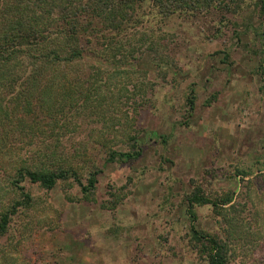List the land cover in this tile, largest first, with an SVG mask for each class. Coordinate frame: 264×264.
I'll use <instances>...</instances> for the list:
<instances>
[{
	"label": "rangeland",
	"instance_id": "374dc122",
	"mask_svg": "<svg viewBox=\"0 0 264 264\" xmlns=\"http://www.w3.org/2000/svg\"><path fill=\"white\" fill-rule=\"evenodd\" d=\"M235 1L236 14L175 15L154 26L170 66L145 55L120 65L102 89L104 114L85 117L71 140L87 141L85 158L102 168L91 200L72 178L51 190L26 181L34 205L0 235V263L202 264L185 203L193 182L207 193L250 194L263 211L253 226L261 246L250 242L245 258L253 264L264 256V12L259 0ZM128 130L142 154L106 162L102 143L127 150ZM195 210L198 228L216 232L224 224L210 205ZM242 255L229 264H243Z\"/></svg>",
	"mask_w": 264,
	"mask_h": 264
},
{
	"label": "trees",
	"instance_id": "16d2710c",
	"mask_svg": "<svg viewBox=\"0 0 264 264\" xmlns=\"http://www.w3.org/2000/svg\"><path fill=\"white\" fill-rule=\"evenodd\" d=\"M234 4L235 0H0V235L10 231L16 215L34 205L26 181L51 190L72 178L91 200L102 168L95 159L85 158L87 141L75 146L71 140L80 134L85 117L104 114L99 109L102 89L120 65L145 55L161 69L170 66L163 54L167 44L155 35L154 26L175 15L239 13ZM258 4L264 12V0ZM260 38L264 46V22ZM90 58L97 61L89 64ZM108 67L111 72L104 70ZM191 92L187 105L192 115L196 95L194 89ZM126 136L131 142L127 150L102 143L106 162L142 154L139 136L130 130ZM70 142L73 148L67 146ZM237 175L244 177L245 172ZM252 201L247 191L212 194L193 182L185 203L202 264H229L241 252V262L249 264L247 246H261L253 226L263 216ZM118 202L119 198L113 205ZM203 205H210L223 220L219 231L196 225L195 208ZM245 219L250 220L247 228ZM253 264H264V256Z\"/></svg>",
	"mask_w": 264,
	"mask_h": 264
}]
</instances>
